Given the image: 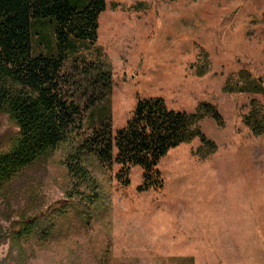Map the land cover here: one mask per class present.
Masks as SVG:
<instances>
[{
    "label": "rangeland",
    "instance_id": "374dc122",
    "mask_svg": "<svg viewBox=\"0 0 264 264\" xmlns=\"http://www.w3.org/2000/svg\"><path fill=\"white\" fill-rule=\"evenodd\" d=\"M106 2L98 42L76 56L111 65L115 131L162 98L209 144L171 150L161 189H140L141 167L98 170L90 211L70 196L62 145L0 192V264H264V0ZM34 33L35 53L55 51L52 24ZM15 131L0 115V145ZM33 219L58 228L18 241Z\"/></svg>",
    "mask_w": 264,
    "mask_h": 264
},
{
    "label": "trees",
    "instance_id": "16d2710c",
    "mask_svg": "<svg viewBox=\"0 0 264 264\" xmlns=\"http://www.w3.org/2000/svg\"><path fill=\"white\" fill-rule=\"evenodd\" d=\"M106 9V0H0V115L16 126L0 145V192L66 144L70 196L90 211L101 201L98 170L119 164L123 180L141 167L140 189H161L159 165L171 150L198 137L209 144L193 128L195 118L162 98L139 101L127 125L115 131L111 65L100 52L93 61L76 56L78 45L98 42ZM45 21L53 25L55 51L35 53V24ZM54 222L44 231L41 220H28L16 239L36 232L44 238L57 230Z\"/></svg>",
    "mask_w": 264,
    "mask_h": 264
}]
</instances>
